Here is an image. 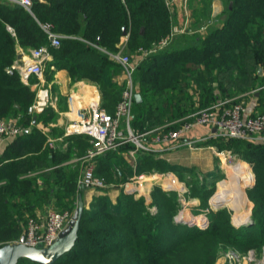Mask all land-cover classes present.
Segmentation results:
<instances>
[{"label":"trees","instance_id":"trees-1","mask_svg":"<svg viewBox=\"0 0 264 264\" xmlns=\"http://www.w3.org/2000/svg\"><path fill=\"white\" fill-rule=\"evenodd\" d=\"M199 2L202 6L194 9L195 15L208 21L211 1ZM42 23H50L60 34L58 46L51 44ZM171 30L172 13L165 0H35L31 9L13 0H0V118H14L22 127V133L9 137L0 156V246L18 240L28 216L37 217L36 208L49 200L56 209L74 213L88 190L79 183L84 158L94 149L91 136L83 133L65 134L63 142L57 139L54 145L47 142L49 135L64 132L51 126L59 108L49 99L41 111H29L37 98L31 85L41 80L34 74L28 82L23 80L14 67L18 49L30 53L32 48L47 45L51 57L44 68V86L54 82L56 71L63 68L73 81L91 78L99 84L101 104L114 113L124 83L117 79L122 66L110 54L120 49L121 37L128 32L123 52L132 54L141 46L150 49ZM260 65L264 67V0H231L224 19L197 38L196 44L167 45L138 64L131 126L146 131L218 99L241 100L244 92L258 86ZM259 84L264 86V71ZM189 87L198 92L196 107ZM57 102L66 104L67 95L61 94ZM263 105L264 93L255 113L264 112L259 111ZM200 144L230 150L251 164L255 181L247 191L254 204L252 222H232L230 211L219 200L209 202V224L177 221L178 195L159 183L151 186L150 201L133 189H123L116 198L104 190L92 197L89 206L84 201L72 251L51 264H215L220 244L241 251L260 250L264 246V140L209 138ZM138 152L143 157L126 164L131 174L164 162L154 159L156 152ZM114 155L108 151L93 157L95 174L106 183L125 179L114 174L110 162ZM221 176L219 170L209 172L192 196L206 203ZM17 264L43 263L22 257Z\"/></svg>","mask_w":264,"mask_h":264},{"label":"built area","instance_id":"built-area-1","mask_svg":"<svg viewBox=\"0 0 264 264\" xmlns=\"http://www.w3.org/2000/svg\"><path fill=\"white\" fill-rule=\"evenodd\" d=\"M13 1L31 9L35 0ZM165 2L171 8L174 0H165ZM42 26L48 33L51 44L58 46L60 44V35L52 30L50 23H42ZM178 31L177 28L172 29L168 35L162 37L150 49L141 46L135 53L130 54L123 52V48H120L117 52L110 54L114 60L121 64L124 77L122 97L117 103L114 113L102 106L99 100H93L84 106L79 118L68 124L65 131V134H87L91 136L94 142V149L90 150L84 158L85 167L79 177L81 185L105 187V180L95 174L93 157L102 151L117 149L121 144L127 142L134 144L131 152L139 150L153 151L160 156L180 147H198L201 145L200 142L209 138L264 140V112L246 113L245 100H236V97L218 99L210 105L196 108V110L188 113L183 118H177L146 131H135L132 128L131 110L137 91L134 77L136 68L150 52L169 45ZM30 56L29 62L25 64L16 62L14 67L18 69L25 82H28L30 75L33 74L43 81L46 61L51 57L48 46L41 45L32 48ZM34 84L38 91L36 100L29 106L30 112L41 111L49 101L48 90L44 86V82H36ZM178 122L179 124H177ZM173 124H176V126L172 127ZM196 126L206 127L209 131L203 136L192 135L191 132ZM19 133H22V127L14 118H0V136L10 137ZM57 139L62 141L63 136L59 138L48 137V142L54 145ZM212 147L218 149L217 146L213 145ZM249 167L251 168L250 165ZM253 179L254 173L252 171L251 181ZM182 187L184 186L182 185ZM135 188H129L128 186L129 190ZM183 189H187V187ZM72 217L73 213L69 210L60 211L53 205L49 207L44 218L28 216L23 232L24 243L49 246L59 237L60 232ZM206 221L207 218L204 217L200 222ZM253 254V250L248 252V264H264V256L260 262L258 260L256 262ZM251 261L254 262L251 263Z\"/></svg>","mask_w":264,"mask_h":264},{"label":"rangeland","instance_id":"rangeland-1","mask_svg":"<svg viewBox=\"0 0 264 264\" xmlns=\"http://www.w3.org/2000/svg\"><path fill=\"white\" fill-rule=\"evenodd\" d=\"M230 4H231V0H224L222 4L220 11L223 13L224 17L227 15V7ZM210 8L212 7L210 6L209 9ZM215 25L209 24L208 27H205L203 29V31L207 32L210 29V27H213ZM22 53L23 54L19 59H21L23 62L25 61L29 62L31 57L29 51L28 52L25 51ZM260 68H261V72L257 79L258 86L255 87L254 89H250L244 92L246 98L256 99V101H258V98L261 97L262 94L264 93V86H259L261 76L264 71L263 65H260ZM44 72L43 74H45ZM46 85H48L45 87L48 90L49 99L54 100L55 101L54 103H56L57 99L59 100L60 95L63 94L59 90V85L52 82L50 83L46 82ZM56 104L57 107L59 108V111H65L67 109V104H65V102L64 103L62 102L61 105L59 103ZM259 111H264V105L261 107V109H259ZM48 130L50 131V129H46V131ZM93 146H94V142H93ZM212 146L213 145L211 144H206V145L204 144L194 148L180 147L176 150L167 152L160 156H154L155 158L154 157L153 158L156 160H163L164 161L163 164H160L157 167H152L138 174L136 173L131 174L127 171L126 168V164L136 163L138 157H143V154L138 151L131 152L133 145L129 143H123L117 149H108L106 151H102L100 152V154L108 151L109 152L111 151L115 154L114 157H110L111 158L110 162L112 166H114L113 168L116 169V170L113 169L112 170L114 171V174L118 173L116 175H121L122 177H125V179H123V181L121 180L109 181V183L105 184L104 188L98 186H87L88 190L85 192L84 196L88 194L87 197L88 196L93 197L98 194H102L104 190H110L109 194L111 198H115L114 196H117V194L121 192L123 189L127 190L129 186V188L138 187L133 189L136 191L135 194L144 195L146 199L150 201L152 199L150 194V188L155 183H159L166 187L170 186V188L177 193L179 203L175 217L177 216L182 223H185L186 221H188V219L191 220L194 219V221H196V223L199 224L200 221L205 217L207 218L206 223L209 224L210 215H208V211L212 208V206L209 205V202L210 204L212 202V198H213L212 195L215 194V192L218 189L219 190L217 192L223 191L224 186L222 185V182L227 186V184L229 183L226 182L231 181L234 190L243 191L244 193L242 194L243 199H239V197H237V199L239 200H237L238 202L236 203L233 202V200L235 199L233 198V196H231L232 198L227 197L226 199L222 197H217V199L220 198V200H224L222 202L226 206V209L230 211L232 222L236 223V221L238 222V219L240 220L243 218L244 220H246V223L252 222L253 221L252 208L254 204L249 199L247 190L249 186H251L254 183L255 174H254V179L252 181L250 180L249 183H245L244 178L241 175L237 174V169L240 165L239 162H246L250 166L251 164L245 160H242V158L236 153H232L226 149L218 150L217 148H213ZM168 164L177 165L179 166V168L177 170L171 169L168 167ZM213 170L221 171L222 176L216 181L212 192L208 193L209 196H207L208 197L207 201L206 203H204L202 202L200 196H192V191L196 186L201 184V182L206 181L205 179H207V174H209V172ZM252 171L253 169L251 170V172ZM182 185L184 187H187V189H183L184 187H182ZM220 186L221 188H219ZM150 208L152 210H155L156 206L152 204ZM220 245L222 246H220L221 248L219 247L218 249L217 252L218 257L215 264H248L247 263L248 252L250 250H253L254 252L253 256L256 258V262L257 260L260 262L264 256V246L260 250H258L255 247V249H250L248 251H241L233 247H226V245L224 246V244H220ZM235 256H238L239 258ZM252 262L254 261H251V263Z\"/></svg>","mask_w":264,"mask_h":264},{"label":"crops","instance_id":"crops-1","mask_svg":"<svg viewBox=\"0 0 264 264\" xmlns=\"http://www.w3.org/2000/svg\"><path fill=\"white\" fill-rule=\"evenodd\" d=\"M211 1V7L208 9L209 14V20H199L197 19V16L195 15L194 9L196 7H201L202 4L199 2V0H194L193 2L190 0H174V3L172 7L170 8L172 13V29L177 28L179 31L175 34L174 38L172 39L171 43L168 45L169 48H181L185 46L187 43H197V38L205 36L207 32H204L203 29L205 27H208L209 24H213L217 27L221 20L224 19L223 13L220 11L222 4L224 0H210ZM223 18V19H222ZM202 19V17L200 18ZM207 22V23H205ZM210 27V28H213ZM60 35V34H59ZM129 34L128 32L124 34L121 37L120 42L118 43L119 48H123L126 45V42L128 40ZM25 52L22 48L18 49V54ZM23 54V53H22ZM133 54V53H132ZM18 64H25L26 61L23 62L21 59L18 58L17 60ZM122 71V70H121ZM118 81L123 82V73L120 72V74L117 76ZM44 82V78L43 81ZM51 82V81H50ZM59 85L60 92L67 95V109L65 111H59V115L56 121L52 122L51 126H55L56 131H64L62 134L60 133L59 136H51L48 137H56L59 138L60 136L65 135L66 127L68 124L73 122L74 120H77L82 112L84 110V106L89 104L93 100H99L102 103V92L100 90L99 84L97 81L88 78V77H82L78 80L73 81L67 69L63 68L56 71L54 82ZM34 84V83H33ZM31 85L32 88L36 89L35 84ZM216 84V83H215ZM139 85L136 81V88L138 89ZM189 92L192 94L194 98V106H198L197 103V94L198 92L193 88H188ZM217 93L219 92L218 89H215ZM245 100L246 105V113H255L257 111V104L258 101L256 99H249V98H243ZM58 100V99H57ZM55 101L53 100V104L57 106ZM103 106V105H102ZM195 106V107H196ZM108 110V109H107ZM39 127L43 129H50V127H42L39 125ZM49 131V130H48ZM209 130L206 127L203 126H196L191 134L192 135H205L207 134ZM59 140V139H58ZM61 141V140H60ZM48 142V140H47ZM63 142V140H62ZM9 143V136H0V156L2 155L4 149L6 148L7 144ZM63 148L66 147V144L61 145ZM40 182V178H39ZM84 196V201L86 202V205L89 206V203L92 199V196ZM213 196V195H212ZM116 198V196H114ZM52 201H48L44 204L41 208H36V215L39 218H44L47 210L50 206H52Z\"/></svg>","mask_w":264,"mask_h":264},{"label":"water","instance_id":"water-1","mask_svg":"<svg viewBox=\"0 0 264 264\" xmlns=\"http://www.w3.org/2000/svg\"><path fill=\"white\" fill-rule=\"evenodd\" d=\"M126 33V31H124ZM22 53L18 54L20 58ZM261 68L259 67V73ZM139 99V93L136 94ZM84 209V200L78 201V206L74 210L73 217L65 228L60 232L59 237L49 246L28 245L24 243L22 235L18 241L8 242L0 246V264H17L22 257L29 258L43 264H51L59 257L72 251L78 236L79 223ZM177 217V216H176ZM177 221L180 219L177 217ZM189 220V219H188ZM187 222V221H186ZM195 222V221H194ZM246 223V221H243Z\"/></svg>","mask_w":264,"mask_h":264},{"label":"bare ground","instance_id":"bare-ground-1","mask_svg":"<svg viewBox=\"0 0 264 264\" xmlns=\"http://www.w3.org/2000/svg\"><path fill=\"white\" fill-rule=\"evenodd\" d=\"M239 167H238V169H237V174H239V175H241L243 178H244V181H245V183H249L250 182V176L252 175V172H250L249 171V165L247 164V163H244V162H239ZM242 164V165H241ZM251 169V168H250ZM226 183H229V184H227V186L222 182V185L224 186L223 188V191H221V192H215V194H213V198H212V201H216V200H219V201H224V200H220V198L219 199H217V197H222V198H224V199H226L227 197H231V196H233V198H235L234 200H233V202L234 203H236V202H238L237 200H239V199H243V196H242V194H244L243 193V191L241 190H234V187L232 186L233 184H232V182L231 181H227ZM221 185V186H222ZM221 186L219 187V188H221ZM236 186V185H235ZM170 188V187H169ZM238 188V187H237ZM237 197H239V199H237ZM214 198H216V199H214ZM232 198V197H231ZM202 217H203V215H202ZM201 217V218H202ZM244 217H246V216H244ZM240 221H244V218L243 219H238V222H240ZM246 221V220H245Z\"/></svg>","mask_w":264,"mask_h":264}]
</instances>
